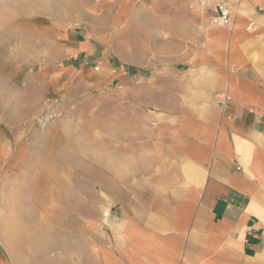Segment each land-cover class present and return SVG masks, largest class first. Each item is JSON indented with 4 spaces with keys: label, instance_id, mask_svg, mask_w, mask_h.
Instances as JSON below:
<instances>
[{
    "label": "crops",
    "instance_id": "crops-1",
    "mask_svg": "<svg viewBox=\"0 0 264 264\" xmlns=\"http://www.w3.org/2000/svg\"><path fill=\"white\" fill-rule=\"evenodd\" d=\"M141 1L153 15L145 25L154 19L161 39L186 41V14L171 28L164 0H33V16L52 23L45 32L67 34L76 43L70 53L86 59L63 73L97 89L117 78L116 103L130 107L114 122L107 158L115 173L127 165L128 177L112 190L108 211L99 209L98 225L88 224L97 237L87 262L264 264V0H228V24L209 21L217 11L190 0L201 27L194 74L170 61L157 73L131 63L110 79L109 27L125 23L113 11ZM61 23L72 28L62 33ZM89 58L100 73L91 74ZM5 252L0 236V264Z\"/></svg>",
    "mask_w": 264,
    "mask_h": 264
},
{
    "label": "rangeland",
    "instance_id": "rangeland-1",
    "mask_svg": "<svg viewBox=\"0 0 264 264\" xmlns=\"http://www.w3.org/2000/svg\"><path fill=\"white\" fill-rule=\"evenodd\" d=\"M189 4L164 0L163 5L171 28L174 19L186 14L183 43L161 39L154 19L145 25L153 15L146 14L142 1L113 11L125 23L109 27L106 46L118 66L107 67L110 79L121 68L127 72L131 63L146 64L157 73L170 61L172 70L194 74L200 25ZM32 7L33 0H0V236L6 264H88V246L97 237L89 226L98 225L99 209L108 211L112 190L120 191L128 177L127 165L115 173L107 158L114 148V122L128 115L130 107L116 103L117 78L97 89L92 80L63 73L74 61L86 59L70 53L76 43L67 34L52 39L45 32L52 23L33 16ZM59 25L62 33L72 28ZM93 45L103 49V44ZM87 63L91 74L102 70L95 58ZM19 220L30 226L21 248L12 228Z\"/></svg>",
    "mask_w": 264,
    "mask_h": 264
},
{
    "label": "built area",
    "instance_id": "built-area-1",
    "mask_svg": "<svg viewBox=\"0 0 264 264\" xmlns=\"http://www.w3.org/2000/svg\"><path fill=\"white\" fill-rule=\"evenodd\" d=\"M203 6H209L217 11L216 21L222 24L230 22L231 7L228 0H214L213 6L209 5V0H198Z\"/></svg>",
    "mask_w": 264,
    "mask_h": 264
},
{
    "label": "bare ground",
    "instance_id": "bare-ground-1",
    "mask_svg": "<svg viewBox=\"0 0 264 264\" xmlns=\"http://www.w3.org/2000/svg\"><path fill=\"white\" fill-rule=\"evenodd\" d=\"M49 115V113H47ZM47 115V116H48ZM63 155V153H61L60 155H57V159L58 157H63L61 156ZM67 190L63 189L62 190V193L64 196L67 195ZM29 224V223H28ZM28 224H25V222H22L21 220L19 221H16L13 225H12V228H13V232H14V235H16V237H14V239L17 240V245H19V248L22 247V242H21V237L25 234V233H28L30 232V226ZM15 243L13 242V240H10L9 241V249L10 251L14 252L15 251Z\"/></svg>",
    "mask_w": 264,
    "mask_h": 264
}]
</instances>
